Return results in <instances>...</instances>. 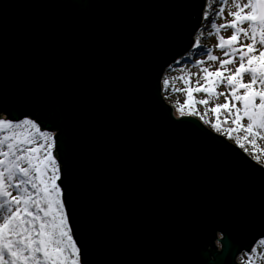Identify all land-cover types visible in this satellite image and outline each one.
Segmentation results:
<instances>
[{
	"label": "water",
	"instance_id": "obj_1",
	"mask_svg": "<svg viewBox=\"0 0 264 264\" xmlns=\"http://www.w3.org/2000/svg\"><path fill=\"white\" fill-rule=\"evenodd\" d=\"M206 2L0 0V117L56 130L82 264H240L264 238V166L163 95Z\"/></svg>",
	"mask_w": 264,
	"mask_h": 264
},
{
	"label": "snow or ice",
	"instance_id": "obj_2",
	"mask_svg": "<svg viewBox=\"0 0 264 264\" xmlns=\"http://www.w3.org/2000/svg\"><path fill=\"white\" fill-rule=\"evenodd\" d=\"M232 3L235 8L229 13L232 19L218 26L213 24L219 39L216 47L223 50L225 58L209 51L207 59L218 61L220 67L215 71L202 68L203 76L196 80L195 87L191 85L190 75L180 76L186 87L172 91L185 94L182 104L177 101L181 115L187 109L188 114L201 115L203 119L210 111L214 121L206 120V123L221 131L230 121L231 126L225 129L229 138L233 133L243 132V136H236V143L247 151L244 143L247 142L256 151L257 141L264 139V0L243 3L232 0ZM223 13L224 8H220L219 14ZM221 29H232L233 33L225 38L219 35ZM237 62L234 70L228 67ZM245 76L249 77L247 82ZM221 85L226 87V92L217 91ZM164 87H169V80L165 79ZM194 93H204L206 98L197 99ZM221 96L224 103L208 107ZM197 105H204L205 113H198ZM22 126L34 132L14 131ZM4 130L9 134L0 137V264H80L79 249L56 183L59 169L52 155V136L41 132L30 120L13 124L0 119V132ZM37 135L44 143H36ZM16 177L19 179L13 182ZM13 188L17 195L10 191Z\"/></svg>",
	"mask_w": 264,
	"mask_h": 264
},
{
	"label": "rangeland",
	"instance_id": "obj_3",
	"mask_svg": "<svg viewBox=\"0 0 264 264\" xmlns=\"http://www.w3.org/2000/svg\"><path fill=\"white\" fill-rule=\"evenodd\" d=\"M207 1H217V4L215 5V8H217V11L214 12L216 18L214 19V21H212L210 24L212 26H209L208 28H204L201 29L199 32L196 33L195 38H201L202 42L207 44L208 47L207 48H203L202 50L198 51L197 54H195L194 58L191 61H184V62H178L175 65H172V69H166V71L163 74L162 77V86L164 87V81L165 79L169 80V87L168 88H163V94H164V98L165 100L173 107L174 109V114L177 117L182 116L180 114V112L177 109V101H179L181 104L184 102L185 100V94L183 92H175L172 91L173 88H177V89H182L185 88L186 85L183 83L182 80L179 79L180 76H191V85L193 87H195L196 84V80L200 79V77L203 76V73L201 71L202 68L204 67H208L210 68L211 71H215L217 68L220 67L219 62L218 61H209L207 59V56L209 54V51H211L212 55H215L221 59H224L225 57L223 56V50H221L220 48L216 47V45L219 43V39H218V35L215 32V29L213 28V24L215 25H220V24H224L226 21H230L232 19V17L229 15V13L231 11H235V8L233 6L232 0H207ZM241 2H246V0H241ZM220 8H224V13L223 15L219 14V10ZM213 23V24H212ZM244 27H247V24L244 25ZM233 30L232 29H221L219 35H223L225 38H228L232 35ZM204 35V36H203ZM193 60H195V62H193ZM197 61H204L203 64H197ZM238 66V62L236 65H229L228 67L233 69ZM225 75H227V73H225ZM245 82L248 81L249 77L245 76L244 77ZM201 83H203V81L201 80ZM217 91L219 92H226L227 89L224 85H221ZM243 91V90H241ZM194 96L197 99H204L205 94L204 93H194ZM225 99L223 96L219 97V99L213 100L212 104H210L208 107L213 106L215 103H224ZM259 102V101H257ZM237 106H239V104H237ZM198 113L203 114L206 111V108L204 105H197L196 106ZM184 115H192V114H188V110L185 109V114ZM3 117H6L7 115L2 113ZM198 117L201 121H203L209 128H211L213 131L223 135L225 138H227L228 140H230L232 143L236 144L238 147H240L237 143H236V136H243L244 133H233L232 138H229L227 132L225 131V129L230 125V121L228 125H224L221 129V131H216L210 123H206V120H210V121H214V116L213 114L209 111L207 113V115L201 119V115H193ZM0 119H5V118H1ZM5 120H8V118H6ZM25 120H30L29 117L26 118H22L21 120H17V121H11L13 124H20L22 121ZM32 121V120H30ZM33 122V121H32ZM243 123H247V120L245 119L243 121ZM14 131L17 132H25V133H29V132H34L33 129L29 128L28 126H22L20 129H15ZM2 133H0V137ZM9 134L8 130H6V135ZM52 136L53 138V148H52V155L53 158L56 161V164L58 166L59 169V165L57 163L58 160V156L54 154V147H55V142H54V132H52L51 134H49ZM36 143H44L43 139L40 138L38 135L34 138ZM247 148V151H245L244 148H241L245 153H247L250 157H252L256 162H258L259 164H261L262 166L264 165V151H260V149H264V139H260L257 141V149L256 151L253 150L252 146L250 144H248L247 142H244ZM4 150H7V148L4 146ZM43 153V150H42ZM259 155V159L256 158V156ZM49 175H51V169H49L48 172ZM19 177L14 178L13 182H16V180H18ZM57 183V182H56ZM58 185V184H57ZM29 191L32 190L31 187H28ZM10 191L12 192L13 195H17V191L15 188L10 189ZM61 191V189H60ZM61 199L62 198V191H61ZM0 222H2V215L0 216ZM220 237V235H219ZM261 241H264V238L260 239L257 241V243L253 246V248L250 251H243L241 252L238 257H237V261H240L243 264H264V243H261ZM216 244L218 245V242L216 241ZM77 245V244H76ZM219 246V245H218ZM78 247V246H77ZM79 249V248H78ZM255 249V251H254ZM79 258L80 257V253H79ZM80 264L81 260H80Z\"/></svg>",
	"mask_w": 264,
	"mask_h": 264
},
{
	"label": "trees",
	"instance_id": "obj_4",
	"mask_svg": "<svg viewBox=\"0 0 264 264\" xmlns=\"http://www.w3.org/2000/svg\"><path fill=\"white\" fill-rule=\"evenodd\" d=\"M217 4V1H212V2H210V1H207L206 2V6H205V8H204V12H203V22H202V24H201V26H200V28H199V30H198V32L201 30V29H204V28H208L209 26H212L210 23L212 22V21H214V19L216 18V16H215V13L214 12H216L217 11V8H215V5ZM213 24V23H212ZM204 36V35H203ZM199 39V44L197 45V40ZM198 39H196L195 38V44H194V46H193V48L190 50V52H189V54H187L184 58H182V59H180V60H178L176 63H178V62H184V61H191L193 58H194V56H195V54H197L198 53V51H200V50H202L203 48H207L208 47V45L207 44H205V43H203L201 40V38H198ZM193 62H195V60H193ZM175 65V64H174ZM172 69V68H171ZM162 88H164L163 86H162ZM164 90V89H163ZM164 95V94H163ZM1 113H4V114H6L7 116H8V114L6 113V111H4V110H1L0 111ZM30 118V120H32L33 121V123L34 124H36L37 125V127L40 129V131L41 132H46V133H48V134H51L52 132H54V142H55V136H56V130L54 129V128H52V129H44V128H42L41 127V125L40 124H38L36 121H35V119L33 118V117H29ZM9 119V118H8ZM9 121H10V119H9ZM12 121V120H11ZM203 122V121H202ZM204 123V122H203ZM205 124V123H204ZM206 125V124H205ZM207 126V125H206ZM0 133H2L1 134V136H3V135H6V130H4L3 132H0ZM230 141V140H229ZM5 147H6V145H5ZM54 149H55V147H54ZM247 154V153H246ZM57 163H58V165H59V177H60V162H59V159L57 160ZM264 166V165H263ZM57 182V184H58V180L56 181ZM59 186V185H58ZM28 187H31L30 185L28 186ZM60 188V187H59ZM31 191V190H30ZM63 201V200H62ZM65 212H66V210H65ZM2 215V210H0V216ZM70 227V226H69ZM71 229V228H70ZM71 234H72V231H71ZM72 236H73V234H72ZM74 239V238H73ZM75 241V240H74ZM216 249H219V246L217 245V247H216ZM248 252V251H247ZM238 263H240V264H243V263H241L240 261H237Z\"/></svg>",
	"mask_w": 264,
	"mask_h": 264
},
{
	"label": "flooded vegetation",
	"instance_id": "obj_5",
	"mask_svg": "<svg viewBox=\"0 0 264 264\" xmlns=\"http://www.w3.org/2000/svg\"><path fill=\"white\" fill-rule=\"evenodd\" d=\"M218 245H219V248H221V243L220 242H218Z\"/></svg>",
	"mask_w": 264,
	"mask_h": 264
}]
</instances>
